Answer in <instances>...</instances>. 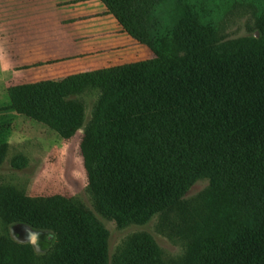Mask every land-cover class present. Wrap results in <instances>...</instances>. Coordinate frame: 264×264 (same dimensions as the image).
Wrapping results in <instances>:
<instances>
[{
	"label": "trees",
	"instance_id": "trees-1",
	"mask_svg": "<svg viewBox=\"0 0 264 264\" xmlns=\"http://www.w3.org/2000/svg\"><path fill=\"white\" fill-rule=\"evenodd\" d=\"M134 40L148 46L183 93L147 91L93 115L80 143L86 190L117 226L146 224L188 204L196 209L184 264H264V7L254 33L222 40L190 12L155 32L161 0H101ZM81 119L67 120L70 135ZM1 154V147H0ZM207 179L202 194H185ZM0 218L55 233L53 251L0 238V264H164L141 233L108 253V232L79 198L27 196L0 186Z\"/></svg>",
	"mask_w": 264,
	"mask_h": 264
},
{
	"label": "crops",
	"instance_id": "crops-1",
	"mask_svg": "<svg viewBox=\"0 0 264 264\" xmlns=\"http://www.w3.org/2000/svg\"><path fill=\"white\" fill-rule=\"evenodd\" d=\"M46 2L0 3V166L9 162L17 169L34 170L27 188L4 181L0 186L31 197L47 196L46 185L53 176L66 182L67 162L74 175L84 173V126L112 103L161 89L167 71L117 20L112 30L85 36L66 32L67 25L98 13L66 18L58 13L66 1ZM104 9L99 14H111L105 5ZM118 32L128 34L129 46L80 44L85 37ZM77 119L80 123L70 135L60 133L67 120Z\"/></svg>",
	"mask_w": 264,
	"mask_h": 264
},
{
	"label": "rangeland",
	"instance_id": "rangeland-1",
	"mask_svg": "<svg viewBox=\"0 0 264 264\" xmlns=\"http://www.w3.org/2000/svg\"><path fill=\"white\" fill-rule=\"evenodd\" d=\"M9 1V0H8ZM66 3L60 4L59 14L68 18L71 14L76 16L86 15L88 13L97 12L98 14L90 18L78 19L77 22L63 31H72L82 35L94 34L101 31L116 29V19L112 14H99L100 11H105L104 4L101 0H47ZM5 0H0V3ZM34 3L45 5L46 0H34ZM264 7V0H161L154 7V15H152V23L154 31L159 34L163 31H168L170 28L182 18L184 12H190L195 16L199 23L207 28L212 29L222 40L244 37L251 35L255 31L256 19L259 16L261 9ZM52 12L55 10H51ZM132 42L127 33H113L109 35H100L94 37L82 38L83 46H113L119 43L124 46H129ZM141 46V45H135ZM162 90H166L167 95L178 96L183 93L182 90L176 88L177 85L169 80H163ZM147 85H150L149 83ZM153 89V88H152ZM1 136V135H0ZM59 165V164H58ZM61 164V167L66 165L68 175L66 182L59 180L53 176L48 179L46 185L47 196L52 194H61L65 197L79 198L90 210L93 211L98 220L104 225L108 232V253L109 257L115 254L117 249L125 244L129 238L134 235L146 233L150 235L162 252L164 264H184L187 256L189 243V231L193 226V220L199 219L196 209L204 210L203 206L194 209L188 204L178 208L175 211L167 213L163 216L155 215L146 224H128L122 227L116 225L112 220L104 218L94 208L92 199L86 190L87 178L85 171L81 174L74 175L71 173L70 163ZM56 166H51L54 169ZM57 172V171H56ZM34 170L32 167L17 169L11 166L9 162H5L0 166V181L10 182L22 187L28 186L32 180ZM71 174V176L69 175ZM74 175V177H72ZM207 179H198L191 186L184 196V200L202 194V191L207 186ZM34 229L39 231V247L37 252L27 244L28 233ZM47 231L38 229L29 225L13 222L6 224L0 218V238L18 246H29L37 257H45L55 246V241H48ZM16 239H13V235ZM110 264V263H109Z\"/></svg>",
	"mask_w": 264,
	"mask_h": 264
},
{
	"label": "clouds",
	"instance_id": "clouds-1",
	"mask_svg": "<svg viewBox=\"0 0 264 264\" xmlns=\"http://www.w3.org/2000/svg\"><path fill=\"white\" fill-rule=\"evenodd\" d=\"M39 231L34 229L33 231H30L28 233V238H27V244L30 245L34 250L39 252L38 247H39ZM13 235V234H12ZM13 239H16L15 236L13 235ZM47 239L48 241H54L56 239V235L52 231H47Z\"/></svg>",
	"mask_w": 264,
	"mask_h": 264
},
{
	"label": "water",
	"instance_id": "water-1",
	"mask_svg": "<svg viewBox=\"0 0 264 264\" xmlns=\"http://www.w3.org/2000/svg\"><path fill=\"white\" fill-rule=\"evenodd\" d=\"M256 36H257V33H256Z\"/></svg>",
	"mask_w": 264,
	"mask_h": 264
}]
</instances>
